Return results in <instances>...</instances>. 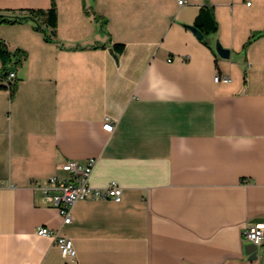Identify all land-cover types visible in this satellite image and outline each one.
I'll return each mask as SVG.
<instances>
[{
  "label": "crops",
  "instance_id": "0c3cea01",
  "mask_svg": "<svg viewBox=\"0 0 264 264\" xmlns=\"http://www.w3.org/2000/svg\"><path fill=\"white\" fill-rule=\"evenodd\" d=\"M53 3L55 30L0 24L27 53L14 96L0 87V264H264L244 239L264 223V0H0V15ZM203 10L205 40L188 28ZM92 158L89 184L122 200H81L63 225L34 185Z\"/></svg>",
  "mask_w": 264,
  "mask_h": 264
},
{
  "label": "built area",
  "instance_id": "2783aa9c",
  "mask_svg": "<svg viewBox=\"0 0 264 264\" xmlns=\"http://www.w3.org/2000/svg\"><path fill=\"white\" fill-rule=\"evenodd\" d=\"M179 5H185L186 0H178ZM16 78V71H11L6 79L1 81L6 87ZM216 81L220 76L215 77ZM224 80H227L224 78ZM115 125L110 118H106L103 129L109 133L114 132ZM97 164V159L92 158L87 163L81 164L75 161H67L59 168L66 176L59 173L50 176L45 185L35 184L36 190H44L46 201L58 208L63 225L73 222L74 206L81 200H105L112 198L116 202L122 200L123 190L116 184H111L106 189L95 188L89 184L90 177ZM37 234L50 236L54 243L62 250L64 256L76 259V250L73 240L61 235L58 231L48 227H38ZM244 239L247 243L256 245L259 249L264 245V223H257L246 228Z\"/></svg>",
  "mask_w": 264,
  "mask_h": 264
},
{
  "label": "trees",
  "instance_id": "16d2710c",
  "mask_svg": "<svg viewBox=\"0 0 264 264\" xmlns=\"http://www.w3.org/2000/svg\"><path fill=\"white\" fill-rule=\"evenodd\" d=\"M43 18L50 28H52L53 30L57 28L58 13L56 10L55 3L52 4V7L49 10H29L27 12V15L25 16L17 17L9 15H0V24H14L23 21L34 22L33 20H35L36 23H34L36 24V28L38 30H42L45 33L43 26L38 21L42 20ZM104 24L105 23H102L103 27ZM38 25L40 27H38ZM194 27H196L204 35V38L202 40H205L206 37L215 34L218 31V22L214 16L213 11L203 10L198 16ZM102 32L105 33L104 29H102ZM45 37L48 41L50 40V37L48 35H46ZM255 37L257 36L254 35L252 39H254ZM124 48L125 46L123 44H115L112 50L116 55H119L124 51ZM26 59L27 53L25 51L21 49L12 51L9 49L5 41L0 39V60L2 62V69L0 71V87H6L1 84V81L6 79L11 71H16L18 67L22 66ZM16 87V83H11L10 87H7L10 90L12 97L16 92Z\"/></svg>",
  "mask_w": 264,
  "mask_h": 264
},
{
  "label": "water",
  "instance_id": "95a60500",
  "mask_svg": "<svg viewBox=\"0 0 264 264\" xmlns=\"http://www.w3.org/2000/svg\"><path fill=\"white\" fill-rule=\"evenodd\" d=\"M17 17H20V16H17ZM33 21L36 23L35 20H33ZM38 27H40V26L38 25ZM188 28L191 29L199 39L202 40L204 38V35L196 27L188 26ZM111 51L113 52V50H111ZM216 51L219 54V56L224 58V59H230V57H231L230 50L224 48L220 44L219 41H217V43H216ZM246 250H247V254L249 255L250 261H255L258 259L259 248L256 245L249 243L246 246Z\"/></svg>",
  "mask_w": 264,
  "mask_h": 264
}]
</instances>
